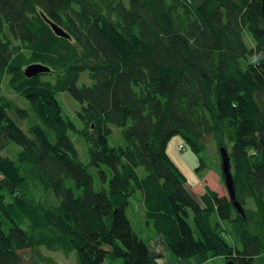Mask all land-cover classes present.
Returning <instances> with one entry per match:
<instances>
[{
	"label": "trees",
	"instance_id": "obj_1",
	"mask_svg": "<svg viewBox=\"0 0 264 264\" xmlns=\"http://www.w3.org/2000/svg\"><path fill=\"white\" fill-rule=\"evenodd\" d=\"M263 37L261 0H0V264H59L44 250L155 264L156 233L178 260L264 264ZM32 64L51 71L28 77ZM63 92L82 102V127L63 115ZM111 125L125 146L111 147ZM174 137L201 155L197 174L211 143L226 148L244 217L230 195L190 191Z\"/></svg>",
	"mask_w": 264,
	"mask_h": 264
},
{
	"label": "rangeland",
	"instance_id": "obj_2",
	"mask_svg": "<svg viewBox=\"0 0 264 264\" xmlns=\"http://www.w3.org/2000/svg\"><path fill=\"white\" fill-rule=\"evenodd\" d=\"M248 40H249V46L248 47L250 48V50L256 51V49H253L254 48V39L252 37H248ZM263 42H264V37H263ZM44 79L48 80L49 77H45ZM82 82H84L83 78H82ZM7 85H8V81H7ZM3 88H4V83H3ZM5 92H6L7 96L9 98H11L12 100H14L15 102H17L21 108L29 109V103L26 99L18 97L14 92H12L8 89L5 90ZM57 99H58V101H59V103L63 109V115L65 117H69L75 123L76 126L82 127L83 121L80 118V112L83 110L82 102L80 103L77 100H75V98L68 92L59 93L57 95ZM21 127H22V125H21ZM111 127L113 130V133L110 136L111 147L125 146V140L123 137V129L118 128L117 126H113V125H111ZM22 128L24 129V131L28 132V130L25 129L26 127H22ZM70 136L76 144V147L79 151L81 160L86 165H88L90 163V157H89L88 145H87L86 141L84 140V138H82L79 135H76L74 133H70ZM169 145H170V147L168 149V154L172 160H175L174 156H171V154L169 152L170 149L171 150L173 149V145L172 144H169ZM20 150H21V147H19L18 145L14 144V143H10L9 147L5 149L4 155L9 156L10 160H12L14 162V159L17 157V153L20 152ZM177 151H178L179 155L181 156V158L186 163H188L191 167H193L194 169L197 167H200L201 155L197 156L193 151H191V149L188 146H186V144H185L184 150L181 151L180 146H179ZM203 157L205 158V161L208 165V168L202 170L201 173L203 175L204 173L208 172V170L210 173H208V175H207V178L209 180L203 181L202 187L207 185V187H209L212 190H213V188H216L219 191V194L221 196H228L229 194H228V191L224 185L225 183L223 182V180H221V178H222L221 172L218 169V167H220V152H219V149L217 150L215 143H211L209 149H207V152H203ZM175 161L180 166V163L177 160H175ZM89 172L91 173V175L94 178L95 189L97 191H99L103 188H105V189L108 188V182L104 184L101 181L99 169H97L95 167H90ZM140 172L145 173V170L143 168H140ZM111 177H112V173L109 176V180L111 179ZM188 180H190V179H188ZM209 183L211 186H209ZM191 184H192V182H189L190 186H191ZM189 189L196 197L197 196L200 197V195H202L204 193V188L202 191H198L194 187H191ZM129 213L132 214L131 211H129ZM137 214L138 215L141 214L139 210L137 211ZM228 242L231 245H234V243L231 240ZM42 254H45L46 256L54 257L59 262V264H73L74 263L73 258L65 257L63 254H61L59 252H49L47 250H44V251H42ZM209 261H210V264H226V259L224 257H217L214 259H210ZM105 264H119V262H118V260L112 261L110 258H108L106 260Z\"/></svg>",
	"mask_w": 264,
	"mask_h": 264
},
{
	"label": "crops",
	"instance_id": "obj_3",
	"mask_svg": "<svg viewBox=\"0 0 264 264\" xmlns=\"http://www.w3.org/2000/svg\"><path fill=\"white\" fill-rule=\"evenodd\" d=\"M182 142H183V139L181 137H174L173 140H171L170 144L173 143L172 144L173 149L172 150L170 149L169 152H170L171 156H174L175 160H177L180 163L181 167L176 163L175 160H173V161L178 165V167L184 173V175L187 177V179H190V180H188V182H192L191 186L188 184L189 188L194 187L198 191H202L204 188V193H205V188L207 187V185L202 187V183L205 180H209L207 178V175L210 172L208 170V172L204 173L203 175H202V173L197 174L195 172V169L193 167H191L188 163H186L181 158V156L179 155L177 150H178V147L182 144ZM169 147H170V145H169ZM169 147H168V149H169ZM209 186H211L210 183H209ZM213 190L219 193V191L216 188H213ZM197 198H198V196H197ZM149 249H150V253H151L152 257L156 258V260H157L156 261L157 263H155V264H210L209 260L205 261V260H202L201 258H198V257L191 258L188 260L176 259L172 255L169 246L165 242L164 237L160 234H157V233L154 234L152 237H149Z\"/></svg>",
	"mask_w": 264,
	"mask_h": 264
},
{
	"label": "water",
	"instance_id": "obj_4",
	"mask_svg": "<svg viewBox=\"0 0 264 264\" xmlns=\"http://www.w3.org/2000/svg\"><path fill=\"white\" fill-rule=\"evenodd\" d=\"M261 1H262V12H263V18H264V0H261ZM47 20L49 21L48 18H47ZM49 22H50V25L52 26V28L54 29V31L56 32V34L58 36L69 38V36L60 27H58L56 24H54L51 21H49ZM50 71H51L50 68H48L42 64H32L28 68H26L25 74L28 77H32V76H36V75L42 74V73H49ZM220 152H221V157H222L221 166H222V173H223L225 186L229 192L231 200H233V202H234V206H235L237 212L244 217L245 215H244V211L242 209V206L236 200V188H235V182H234V178H233V174H232L231 158H230L226 148H221ZM226 264H235V263H234V261H227Z\"/></svg>",
	"mask_w": 264,
	"mask_h": 264
},
{
	"label": "bare ground",
	"instance_id": "obj_5",
	"mask_svg": "<svg viewBox=\"0 0 264 264\" xmlns=\"http://www.w3.org/2000/svg\"><path fill=\"white\" fill-rule=\"evenodd\" d=\"M262 2V1H261ZM262 15H263V12H262ZM263 20H264V18H263ZM173 144V143H172Z\"/></svg>",
	"mask_w": 264,
	"mask_h": 264
}]
</instances>
